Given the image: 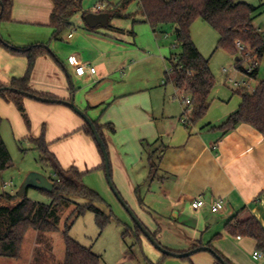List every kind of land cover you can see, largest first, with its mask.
<instances>
[{
  "label": "crops",
  "instance_id": "obj_1",
  "mask_svg": "<svg viewBox=\"0 0 264 264\" xmlns=\"http://www.w3.org/2000/svg\"><path fill=\"white\" fill-rule=\"evenodd\" d=\"M123 1L83 0L81 11L54 40L53 1L14 0L11 18L1 23L0 34L18 49H48L49 53L35 62L29 88L53 99L70 101L74 97L76 105L100 127L117 193L163 249L184 254L207 247L227 264H264V257L254 259V253L260 251L253 240H239L226 228L233 219L252 217L264 228V136L248 125L227 135L219 129L241 105L238 90L232 95L239 97L238 103L218 98L221 103L214 112L187 128L165 84L169 59L177 54L175 40L172 43L165 38L176 29L168 26L154 32L138 12L139 0H132L137 3L136 11L127 9L130 19L109 18L112 28L108 24L87 25L86 15L110 14ZM98 5H104L101 13L96 12ZM191 36L196 45L192 28ZM28 64L26 57L0 47V83L25 77ZM78 65L93 67L96 74L79 77L75 73ZM9 104L0 100V116L17 123L23 135L17 112ZM23 104L32 128L25 138H43L62 169L78 170L88 185L89 174L96 172L100 181L101 172H106L104 158L85 133V121L64 105L28 98ZM151 155L159 164L154 175L150 172ZM6 184L5 176L0 175V196L19 194ZM98 192L112 204L113 197L104 184ZM195 200L204 201L205 208L193 210ZM219 200L225 210L215 215L211 205ZM121 219L128 226L122 239L132 236L133 248L148 240L143 233L136 235L133 220V225H128ZM161 254L151 252L150 264H222L207 251L182 259Z\"/></svg>",
  "mask_w": 264,
  "mask_h": 264
},
{
  "label": "trees",
  "instance_id": "obj_2",
  "mask_svg": "<svg viewBox=\"0 0 264 264\" xmlns=\"http://www.w3.org/2000/svg\"><path fill=\"white\" fill-rule=\"evenodd\" d=\"M13 1L0 0V25L10 20ZM52 1L54 4L52 26L55 30L53 39L57 40L61 33L70 26L71 17L81 11L83 0ZM131 2L132 0H124L113 7L109 14L110 17L112 19H130L131 16L126 12ZM257 10L258 8L238 0H139L138 12L154 32H162L168 26L176 29V47H181V53L173 54L169 59L170 71L165 76V84L172 85L179 92L190 96L192 110L185 122L187 128L205 118L210 110L211 96L215 88V78L210 70L209 60L202 56L192 40L191 28L193 24L197 20H202L210 25L219 35L217 49L226 51L234 56L235 60L238 58L236 68L244 74V64L241 57L238 56V44L245 46L247 50L250 49L253 56L258 58L261 63L264 60V35L254 27ZM107 27L112 28L110 24ZM0 47L15 55L26 57L29 63L25 77L13 79L9 84L0 83V90L9 87L53 99L39 95L29 88L30 77L37 58L49 53L45 46L18 49L5 42L0 34ZM251 77L258 80L259 70H256ZM237 94L241 98L239 109L230 115L219 129L224 135H227L240 125H248L264 136V78L259 81L254 91L243 89L238 90ZM0 98L8 103H13L27 127H30V120L23 104L24 96L1 92ZM94 125L108 152L100 127L96 123ZM111 130L113 131L112 128ZM84 131L96 143L89 126L86 125ZM33 143L40 151L41 163L51 167L57 177L49 178L54 183L51 193L41 191L51 199V203L42 204L29 200L27 196L19 198L18 195L8 193L0 196V259L19 260L29 230L36 232L39 247L45 248L44 250H41L43 248L38 249L33 263L43 264L45 261L53 259L52 246L45 235L59 232L64 213L72 210L62 232L65 254L63 262L59 264H101L100 256L94 253L91 248H86L71 238L70 232L79 218L91 212L95 214L97 225L102 233L112 219L111 216L95 206V203L103 202V200L84 185L82 173L76 169L68 171L62 169L58 160L49 152L43 138L33 140ZM96 145L103 156L101 148L97 143ZM149 163L151 175H154L159 164L153 159V155L150 156ZM10 166V154L0 137V173ZM74 197H82L89 203L86 205L76 204L72 200ZM226 228L229 233L237 237L250 238L257 244V249L264 253V228L256 218L252 217L245 221L233 219L226 225ZM135 233L139 236L142 231L135 226ZM123 236H126V232ZM46 251L49 253V258L45 255Z\"/></svg>",
  "mask_w": 264,
  "mask_h": 264
},
{
  "label": "rangeland",
  "instance_id": "obj_3",
  "mask_svg": "<svg viewBox=\"0 0 264 264\" xmlns=\"http://www.w3.org/2000/svg\"><path fill=\"white\" fill-rule=\"evenodd\" d=\"M239 2L252 5L257 10V17L254 21V27L264 35V0H238ZM137 10V3L132 2L128 7V12H134ZM136 33V31H135ZM192 35L194 41L201 54L206 60H210L209 66L212 74L215 78V88L212 92L211 100H213L210 111V115L215 110V106L221 103L218 98L222 100L231 99L230 103H238L239 97L232 96L234 91H237L232 83L229 82L228 77L223 74V69H227L231 72L230 78L234 81L242 83L243 81L249 82L250 80L241 72L236 70V60L235 57L227 53L222 49H217V44L219 40V35L217 32L207 23L202 20H197L192 27ZM169 37L165 38L168 42H176V37L174 33L169 32ZM142 38V37H140ZM139 38V39H140ZM140 41V40H139ZM238 56L241 57L243 61V66L246 68L249 65V61H246L245 55L238 49ZM250 51V49L248 50ZM175 52L179 54L181 52V47L175 48ZM245 58V59H244ZM244 59V60H243ZM170 66V64H169ZM264 78V60L262 62L258 80L251 81L252 88H256L259 81ZM171 92V100L176 109L181 110L183 114L185 100L189 98L188 94L176 93L173 87H168ZM2 98H0L1 100ZM11 106L17 112V118L20 123L21 129L25 132L20 135L21 132L16 124H13L11 120L4 119L0 116V137L2 138L5 146L11 157V166L2 171L0 175H4L7 182H13V187L10 189L21 190L25 180L31 173H40L47 178L54 177V171L51 167L45 166L41 163L40 151L35 143H33V137L25 138V134H32V128H28L23 120L21 114L17 110L13 103ZM9 104V106H10ZM8 113V111H4ZM217 113V112H216ZM24 136V137H23ZM96 173V172H95ZM89 174L87 181L91 184L88 185L84 182V185L94 191L100 196L103 202L95 203V206L105 214L112 217V222L106 227V229L101 233L97 222L95 214L88 212L83 217L79 218L73 225L70 236L82 246L86 248H91L94 253H96L101 258V264H150L152 261L151 252L162 255L156 248L149 242V240L143 239L141 245L134 246L135 240L132 236L126 237L125 240L122 239L123 233L128 230L126 225V220L128 225H133L132 219L128 216L127 211L123 208L122 204L116 197L115 193L112 191L107 177L106 172L103 171L100 174V181L96 174ZM101 177L103 179H101ZM102 181V182H101ZM107 187L108 191L112 195V204L105 200L103 196L98 192L101 185ZM8 192V191H7ZM27 198L34 202H39L42 204H50L51 199L44 193L36 189H29L27 191ZM72 200L79 205H86L89 203L82 197H74ZM72 210H68L64 213L61 224L59 226V232L49 233L45 236L49 240L52 246V256L53 259L47 260L43 264H59L63 262L65 254V244L63 241L62 232L65 228V223L68 219ZM36 232L29 230L23 246L22 255L19 260H13L9 258L0 259V264H34V259L37 255V251L40 248L37 241ZM45 248L41 249L44 250ZM47 252V251H46ZM45 252L46 257L49 258V253ZM30 257L32 259H30ZM45 260V259H44ZM254 262V261H253ZM257 263V262H254Z\"/></svg>",
  "mask_w": 264,
  "mask_h": 264
},
{
  "label": "water",
  "instance_id": "obj_4",
  "mask_svg": "<svg viewBox=\"0 0 264 264\" xmlns=\"http://www.w3.org/2000/svg\"><path fill=\"white\" fill-rule=\"evenodd\" d=\"M110 15L109 14H88L85 16V20L86 23L89 27L91 28H96L98 26H106L108 24ZM239 59L237 58L236 61H238ZM1 92H11L13 94L19 95V96H24L25 98L28 99H32L35 101H39L42 103H47V104H59V105H64L66 107H69L70 109H72L76 114H78L86 123L87 126H89V128L91 129L93 136L95 138L96 143L99 145V147L101 148V151L103 153L104 156V163H105V170H106V176H107V180L108 183L112 189V191L115 193L116 197L118 198V200L120 201V203L122 204V206L124 207V209L127 211V213L130 215L131 219L133 220V222L136 224V226L142 231V233L145 235V237L152 243V245L159 250L161 253H163L164 255L170 256V257H176L179 259L182 258H188L190 256H192L195 253H199V252H210L212 253L216 259L221 262L222 264H227L219 255H217L212 249L207 248V247H201V248H197L193 251H190L188 253H184V254H175L172 252H169L165 249H163L157 242L156 240L151 236V234L143 227V225L141 224V222L137 219V217L135 216V214L131 211V209L125 204V202L121 199L120 195L117 193L113 182H112V177H111V167H110V158H109V154L107 152L105 143L103 142L101 136L99 135V132L96 128V126L94 125V122L88 117V115L82 111L75 103V98L72 97L70 101H63V100H59V99H49V98H43L34 94H30V93H26V92H22L16 89H12L9 87H6L4 89L0 90ZM36 189L39 191H43L46 193H51L54 189V183L47 178L46 176H44L43 174L40 173H31L27 179L25 180L18 196L19 198H24L27 196V191L29 189Z\"/></svg>",
  "mask_w": 264,
  "mask_h": 264
},
{
  "label": "built area",
  "instance_id": "obj_5",
  "mask_svg": "<svg viewBox=\"0 0 264 264\" xmlns=\"http://www.w3.org/2000/svg\"><path fill=\"white\" fill-rule=\"evenodd\" d=\"M104 8V5H98L96 7V12L97 13H101L102 10ZM238 49L240 50V52H242L244 55H245V58H246V61H249V65L244 68V75L250 80L249 82H245L243 81L242 83L240 82H237V81H234L232 79H230L229 81L233 84V86L238 89V90H247V91H254L255 88L253 89L252 86H251V81L255 80L251 77V75L256 71V70H259L260 71V68H261V65L262 63L258 60V58L254 57L253 55V52L251 51H248L245 46H242L241 44H238L237 45ZM244 58V59H245ZM243 59V60H244ZM73 60L71 59V62ZM236 70L238 72H240L237 68ZM170 71V70H169ZM223 74L226 75L227 77H229L231 75V72L228 71L227 69H223ZM75 73L77 76L79 77H83L85 76L87 73H89L90 75H95L96 74V69L93 68V67H88L87 65H78L76 67V70H75ZM184 110H183V119H182V122L185 123L191 113V110H192V107H191V98L189 96L188 99L185 100V103H184ZM55 178H57L55 176ZM5 187H12V184H6ZM192 209L195 210V211H199V210H202L203 208H205L206 206V203L202 200H195L193 203H192ZM225 210V205L223 204V202L221 200L219 201H216L214 202V204L211 205V212L213 214H220L222 213L223 211ZM238 239L240 240L241 237H238ZM254 259L255 260H260L264 257V254L261 253V252H255L254 253Z\"/></svg>",
  "mask_w": 264,
  "mask_h": 264
}]
</instances>
